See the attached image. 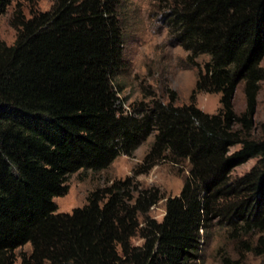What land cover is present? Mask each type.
Segmentation results:
<instances>
[{"label": "trees", "instance_id": "obj_1", "mask_svg": "<svg viewBox=\"0 0 264 264\" xmlns=\"http://www.w3.org/2000/svg\"><path fill=\"white\" fill-rule=\"evenodd\" d=\"M12 1L0 0V16ZM122 2L54 0L30 18L18 7L15 44L0 41V264H16L26 245L32 252L20 264H204L214 220L234 240L253 239L242 245L264 264V136L253 137L264 0H154L197 82L188 105H175L171 92L168 104L141 102L132 114L121 108L117 83L126 66ZM201 56L209 58L203 65ZM241 83L247 109L238 114ZM201 93L221 95L217 114L196 105ZM152 135L134 176L93 192L71 214L58 213L55 200L68 194L72 175L134 158ZM252 159L257 165L234 179L232 171ZM160 162L190 164L161 222L150 211L165 197L136 182ZM135 237L142 246L132 244Z\"/></svg>", "mask_w": 264, "mask_h": 264}, {"label": "rangeland", "instance_id": "obj_2", "mask_svg": "<svg viewBox=\"0 0 264 264\" xmlns=\"http://www.w3.org/2000/svg\"><path fill=\"white\" fill-rule=\"evenodd\" d=\"M13 0L5 14L0 16V41L9 46L14 45L17 31L12 26L14 13L18 7L27 18L31 17L32 9L49 11L54 0ZM119 17L122 22L125 38L124 57L126 66L117 83L122 90L120 95L121 108L125 113L132 114L141 102L150 103L153 99L168 104L171 92L178 98L175 105L183 106L191 103V96L197 82V69L188 64L189 53L185 51L172 36L170 25L154 0H123L119 7ZM209 58L201 56L197 62L205 64ZM264 68V61L262 63ZM245 85L241 83L234 98V108L238 114L247 109ZM149 93L150 95L146 96ZM196 105L206 113L217 114L221 105V95L201 93L197 96ZM255 128L253 137L264 136V82L258 95V104L254 116ZM154 141L152 135L136 151L134 158L120 156L109 169L103 171L81 170L72 175L68 182L69 192L66 196L55 200L58 213H73L78 208L88 205L90 195L110 187L114 182L125 180L136 174L143 164L144 158ZM240 147L231 151L236 152ZM258 163L252 159L236 167L232 171L234 179L249 173ZM190 164L175 165L171 162H160L148 174L136 177L140 189H157L165 197L150 211L153 219L161 222L166 213V203L169 197L180 195L186 178L189 176ZM135 196L138 192L134 193ZM231 229L221 220H214L204 239L203 263L223 264L225 258L233 261L241 260L242 264H262V259L248 252L242 242L253 239L242 237L234 240L230 237ZM261 235L254 237L257 240ZM140 237L132 239V244L142 246ZM32 252L31 245L16 250L17 263L22 257Z\"/></svg>", "mask_w": 264, "mask_h": 264}]
</instances>
